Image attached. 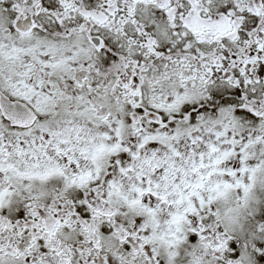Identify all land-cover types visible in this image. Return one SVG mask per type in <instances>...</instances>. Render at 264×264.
<instances>
[{"label":"snow or ice","instance_id":"snow-or-ice-1","mask_svg":"<svg viewBox=\"0 0 264 264\" xmlns=\"http://www.w3.org/2000/svg\"><path fill=\"white\" fill-rule=\"evenodd\" d=\"M0 264H264V0H0Z\"/></svg>","mask_w":264,"mask_h":264}]
</instances>
